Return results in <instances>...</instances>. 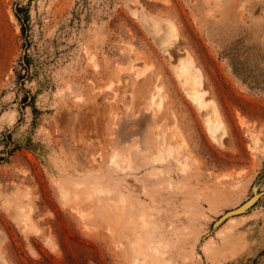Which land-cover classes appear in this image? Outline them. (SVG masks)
Wrapping results in <instances>:
<instances>
[{
    "label": "rangeland",
    "instance_id": "374dc122",
    "mask_svg": "<svg viewBox=\"0 0 264 264\" xmlns=\"http://www.w3.org/2000/svg\"><path fill=\"white\" fill-rule=\"evenodd\" d=\"M0 264H264V0H0Z\"/></svg>",
    "mask_w": 264,
    "mask_h": 264
},
{
    "label": "bare ground",
    "instance_id": "6f19581e",
    "mask_svg": "<svg viewBox=\"0 0 264 264\" xmlns=\"http://www.w3.org/2000/svg\"><path fill=\"white\" fill-rule=\"evenodd\" d=\"M176 34L177 32L174 28H170L167 31L166 37L167 39L169 38L168 40L171 42V44H169L168 46H172V44L176 41ZM176 72L183 85L185 86L188 95L192 97L193 100H195L199 104V106L205 109L204 117L210 134L213 136V138L219 139L224 133V131L222 130L223 122L221 116L215 107H208L207 98L205 99V91L201 86L200 70L194 65L188 53H186L185 57L180 60L176 68ZM167 146L170 154H172L174 152L175 145L172 142H168ZM161 155V153L157 154V156Z\"/></svg>",
    "mask_w": 264,
    "mask_h": 264
}]
</instances>
